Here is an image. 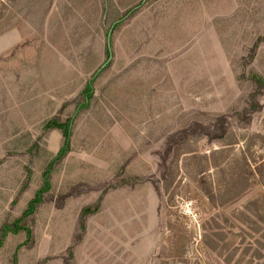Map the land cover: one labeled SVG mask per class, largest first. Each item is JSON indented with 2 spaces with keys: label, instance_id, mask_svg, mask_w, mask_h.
<instances>
[{
  "label": "rangeland",
  "instance_id": "rangeland-1",
  "mask_svg": "<svg viewBox=\"0 0 264 264\" xmlns=\"http://www.w3.org/2000/svg\"><path fill=\"white\" fill-rule=\"evenodd\" d=\"M0 25V264H264V0H0Z\"/></svg>",
  "mask_w": 264,
  "mask_h": 264
},
{
  "label": "trees",
  "instance_id": "trees-1",
  "mask_svg": "<svg viewBox=\"0 0 264 264\" xmlns=\"http://www.w3.org/2000/svg\"><path fill=\"white\" fill-rule=\"evenodd\" d=\"M2 3V1H1ZM138 8H135L133 9L130 13H128V15L120 20V21H117L114 23L111 31H110V34L112 35V30L114 27H117L118 25H120V23H122L123 21H125L127 18H129L133 13L134 11H136ZM0 27H2L0 25ZM109 34L108 36V47H109V52H111V48H110V43H111V35ZM107 64H105L104 66H106ZM103 67L100 69L102 70ZM100 72V71H99ZM89 89L91 88V85H89L88 87ZM46 128L49 130V129H58L60 131H62V133L64 134V137L66 138V144L64 146V149L62 150V153L59 155L60 156H65L67 154V152L69 151L70 149V127H69V124L68 123H60L58 121H51L49 122L47 125H46ZM59 157L57 159H59ZM48 170H51V166L49 167ZM45 183H46V186L47 188H49V180H45ZM46 191V190H44ZM42 204V199H41V193L38 194L37 198L34 200V201H31L28 205V208L25 212V215H32L35 213V211H37V207L38 205ZM22 222V219H17V221L13 224V225H4V227L2 228L1 230V241H0V247L3 246L4 244V241L5 239L8 237V235L10 234H18L22 229H24L22 226H20V223ZM31 232L28 231V235H30Z\"/></svg>",
  "mask_w": 264,
  "mask_h": 264
},
{
  "label": "water",
  "instance_id": "water-1",
  "mask_svg": "<svg viewBox=\"0 0 264 264\" xmlns=\"http://www.w3.org/2000/svg\"><path fill=\"white\" fill-rule=\"evenodd\" d=\"M111 35V34H110ZM105 66H103V68H104Z\"/></svg>",
  "mask_w": 264,
  "mask_h": 264
}]
</instances>
